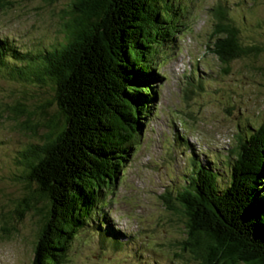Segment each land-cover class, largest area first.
<instances>
[{
    "label": "rangeland",
    "instance_id": "374dc122",
    "mask_svg": "<svg viewBox=\"0 0 264 264\" xmlns=\"http://www.w3.org/2000/svg\"><path fill=\"white\" fill-rule=\"evenodd\" d=\"M73 2L0 0V41L33 56L60 47ZM177 5L178 20L160 26L155 44L157 93L137 152L115 187L103 191L101 208L71 241L65 264H198L184 249L178 193L200 168L217 173L223 187L238 136L264 124V0H174ZM218 5L253 49L230 65L212 51ZM42 71L21 82L8 67L0 69V264L33 263L48 205L33 197L36 187L24 179L22 164V153L42 144L48 120L59 116L54 86Z\"/></svg>",
    "mask_w": 264,
    "mask_h": 264
},
{
    "label": "trees",
    "instance_id": "16d2710c",
    "mask_svg": "<svg viewBox=\"0 0 264 264\" xmlns=\"http://www.w3.org/2000/svg\"><path fill=\"white\" fill-rule=\"evenodd\" d=\"M173 1L74 0L66 43L39 56L0 41V69L31 82L41 68L59 112L48 120L42 144L22 153L33 197L48 202L39 212L32 264L67 262L71 241L94 219L103 191L115 187L137 152L154 110L160 26L177 21L181 10ZM214 11L212 51L219 62L247 57L253 49L243 45L228 9L218 5ZM232 153L223 187L217 173L200 168L178 193L188 234L184 249L198 264H264V124L240 134Z\"/></svg>",
    "mask_w": 264,
    "mask_h": 264
}]
</instances>
